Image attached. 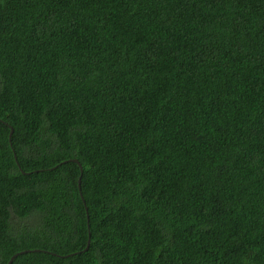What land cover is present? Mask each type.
<instances>
[{
    "label": "trees",
    "instance_id": "1",
    "mask_svg": "<svg viewBox=\"0 0 264 264\" xmlns=\"http://www.w3.org/2000/svg\"><path fill=\"white\" fill-rule=\"evenodd\" d=\"M15 254L264 264V0H0Z\"/></svg>",
    "mask_w": 264,
    "mask_h": 264
},
{
    "label": "water",
    "instance_id": "2",
    "mask_svg": "<svg viewBox=\"0 0 264 264\" xmlns=\"http://www.w3.org/2000/svg\"><path fill=\"white\" fill-rule=\"evenodd\" d=\"M12 133H13V129L11 130L10 137H11ZM74 160H75L76 162H79V160L76 159V158H75ZM79 164H80V162H79ZM80 166H81V168H82V164H80ZM15 256H16V254L12 256V258L10 259V261L8 262V264H11V263H12V260L14 259Z\"/></svg>",
    "mask_w": 264,
    "mask_h": 264
}]
</instances>
